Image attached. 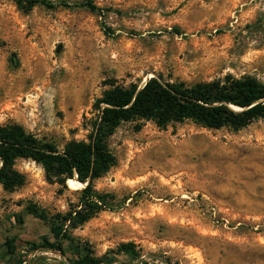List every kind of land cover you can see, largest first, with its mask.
I'll return each mask as SVG.
<instances>
[{
  "label": "rangeland",
  "instance_id": "374dc122",
  "mask_svg": "<svg viewBox=\"0 0 264 264\" xmlns=\"http://www.w3.org/2000/svg\"><path fill=\"white\" fill-rule=\"evenodd\" d=\"M48 1L55 8L25 12L0 0V126L18 124L59 150L87 141L94 105L111 85L227 74L264 84V0H90L96 13L59 5L84 0ZM107 146L114 166L94 187L114 207L71 232L81 255L133 243L139 259L119 255L116 264H264L263 120L234 131L138 119ZM14 168L26 181L11 192L0 186V244L17 238V264H69L29 250L25 241L53 239L26 207L65 213L81 187L67 181L60 192L29 160Z\"/></svg>",
  "mask_w": 264,
  "mask_h": 264
},
{
  "label": "trees",
  "instance_id": "16d2710c",
  "mask_svg": "<svg viewBox=\"0 0 264 264\" xmlns=\"http://www.w3.org/2000/svg\"><path fill=\"white\" fill-rule=\"evenodd\" d=\"M25 12L36 6L55 8L48 0H13ZM64 7H82L99 12L90 0ZM96 120L87 141L72 140L59 150L55 144L38 139L18 124L0 126V186L14 191L25 184V176L14 167L18 160H29L41 166L45 180L66 190L67 181L76 182L81 189L77 202L65 213L48 216L35 206H27L26 213L46 224L53 241L42 236L35 244L25 241L30 251H54L69 264H116V256L139 259L133 243L121 244L112 255L91 256L85 247L75 245L71 232L88 223L103 211H112L113 196L102 194L94 182L114 166V156L107 139L122 123L151 120L158 127L169 123L191 121L207 129L230 128L238 131L255 120L264 121V84L251 76L236 78L231 74L210 82L186 85L169 83L158 77L146 80L141 86H114L103 92L95 105ZM138 128V126H137ZM18 223H22L20 218ZM17 238L6 237L0 244V264H17ZM7 257V259H6ZM10 259V261L8 260Z\"/></svg>",
  "mask_w": 264,
  "mask_h": 264
},
{
  "label": "bare ground",
  "instance_id": "6f19581e",
  "mask_svg": "<svg viewBox=\"0 0 264 264\" xmlns=\"http://www.w3.org/2000/svg\"><path fill=\"white\" fill-rule=\"evenodd\" d=\"M71 184H73V185H79L78 183H76V182H74V181H73Z\"/></svg>",
  "mask_w": 264,
  "mask_h": 264
}]
</instances>
